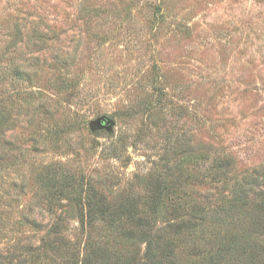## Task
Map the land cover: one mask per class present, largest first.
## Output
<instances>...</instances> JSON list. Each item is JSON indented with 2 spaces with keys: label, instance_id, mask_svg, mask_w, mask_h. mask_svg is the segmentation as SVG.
Here are the masks:
<instances>
[{
  "label": "rangeland",
  "instance_id": "1",
  "mask_svg": "<svg viewBox=\"0 0 264 264\" xmlns=\"http://www.w3.org/2000/svg\"><path fill=\"white\" fill-rule=\"evenodd\" d=\"M244 173L264 186V0H0V263L64 264L41 247L60 218L81 236L67 193L137 200L152 176L201 207Z\"/></svg>",
  "mask_w": 264,
  "mask_h": 264
},
{
  "label": "trees",
  "instance_id": "2",
  "mask_svg": "<svg viewBox=\"0 0 264 264\" xmlns=\"http://www.w3.org/2000/svg\"><path fill=\"white\" fill-rule=\"evenodd\" d=\"M212 168L215 182L226 181L231 161L214 158ZM251 177L244 173L233 181L230 196L201 207L172 202L181 200L174 185L152 176L147 177L148 190L137 200L128 194L114 202L87 188L67 193L64 199L76 212L81 236L67 238L68 227L60 218L51 225V236L46 235L41 248L64 249V264H181L177 249L181 241L192 248L196 258L192 264H264V186ZM55 179L46 187H57ZM67 187L64 183L54 193L63 195ZM163 212L171 218L162 220ZM101 223L111 227L112 239L100 233L92 236L94 229L103 228L98 227ZM121 237L133 246L130 250L117 247Z\"/></svg>",
  "mask_w": 264,
  "mask_h": 264
},
{
  "label": "water",
  "instance_id": "3",
  "mask_svg": "<svg viewBox=\"0 0 264 264\" xmlns=\"http://www.w3.org/2000/svg\"><path fill=\"white\" fill-rule=\"evenodd\" d=\"M92 123L94 129L105 128L106 130H110L111 125L113 124L112 120H110L108 117L105 116L97 118Z\"/></svg>",
  "mask_w": 264,
  "mask_h": 264
}]
</instances>
